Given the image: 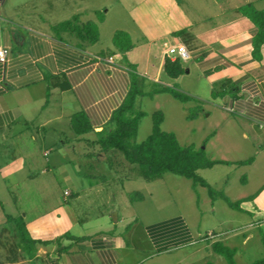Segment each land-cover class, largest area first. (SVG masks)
<instances>
[{
  "label": "crops",
  "instance_id": "0c3cea01",
  "mask_svg": "<svg viewBox=\"0 0 264 264\" xmlns=\"http://www.w3.org/2000/svg\"><path fill=\"white\" fill-rule=\"evenodd\" d=\"M247 5L264 10V0H0V49L8 51L0 62V264H140L152 254L175 253L174 264L201 257L203 264H227L213 242L235 249L238 264L253 233L264 238V44L255 54L257 28L240 11ZM65 21L73 28L53 30ZM89 23L95 41L84 32ZM117 32L127 35L119 45ZM165 44L189 53L188 60L176 59L183 69L176 78L165 72V62L176 61ZM132 73L145 93L170 87L187 100L167 92L140 98L170 97L189 111L188 121L216 115L203 148L181 145L165 131L222 162L199 175L224 171L223 189L202 178L240 202L232 209L211 200L212 213L217 200L231 211L209 227L212 240L183 213L140 215L146 195L136 191L141 199L131 200L135 192L124 183L144 180L139 171L119 152L85 143L109 126ZM77 113L91 132L74 133ZM105 161H112L106 169ZM232 174L238 186L229 190ZM258 252L255 261L264 258Z\"/></svg>",
  "mask_w": 264,
  "mask_h": 264
},
{
  "label": "trees",
  "instance_id": "16d2710c",
  "mask_svg": "<svg viewBox=\"0 0 264 264\" xmlns=\"http://www.w3.org/2000/svg\"><path fill=\"white\" fill-rule=\"evenodd\" d=\"M241 13L249 19L257 28V33L253 41L255 54L259 55L260 47L264 44V10L257 11L252 6H244ZM67 28H73L70 21L60 23L53 27L54 31H61ZM84 32L90 41L97 39V29L92 23L84 27ZM79 34H81L79 32ZM82 37V36H81ZM125 39V40H123ZM127 35L123 32H117L114 36L115 45L125 42ZM131 48L128 43L124 51ZM131 71H134L130 66ZM165 72L171 78H176L182 74L183 69L179 61L165 62ZM167 92L179 101H186L187 97L170 87L156 88L149 93H145L140 85V80L136 74H131V87L122 104L117 108L111 118L109 126L101 132L96 133L97 144L101 152L117 151L123 159L131 164L138 166L140 176L145 181H151L164 174H173L191 180L193 188L197 186L205 187L211 200L216 198L223 199L232 209L239 208V201L231 202L222 193L215 191L200 175L199 170L210 169L216 164L222 162L211 160L203 149H197L194 146H181L173 133L162 131L163 114L156 111L152 114V132L142 142H134V138L139 128V122L145 115L144 112L137 109V100L143 96H153L154 94ZM71 128L78 136L91 132V127L83 113L75 114L71 119ZM131 200L141 199V194L131 193ZM20 235L24 238L25 227L22 221L15 220ZM263 244H264V238ZM211 248L214 253L224 258L227 264H236L234 261L235 249L225 246L221 242H213ZM210 264V263H209ZM252 264H264V258L253 262Z\"/></svg>",
  "mask_w": 264,
  "mask_h": 264
},
{
  "label": "rangeland",
  "instance_id": "374dc122",
  "mask_svg": "<svg viewBox=\"0 0 264 264\" xmlns=\"http://www.w3.org/2000/svg\"><path fill=\"white\" fill-rule=\"evenodd\" d=\"M165 98H168V100ZM137 109L145 112V115L139 122V128L134 138V142L136 143L142 142L151 134L152 114L156 111H160L163 114V117H165L164 123L161 126L162 131H174L181 145L193 144L197 147L200 145V148H203L201 145H205L207 143L206 141H208V135L205 136L204 131L209 130L216 119V115L211 119H204V116L201 113V117L199 116L198 121H188L187 117L189 111L180 105V103L173 101L170 97L139 98L137 101ZM96 139V135L91 134L85 143L88 146L97 145L94 144ZM91 156H94V154H91ZM118 158L120 160L119 155H116L114 159L115 163L118 161ZM111 162L112 161H105V169L109 167L108 165ZM132 167L137 172L138 166L133 165ZM101 170L105 173L103 167H101ZM218 170L219 169L205 171L201 177L205 178L207 176L208 179L215 181L217 184L213 186L214 189H223L225 186L220 180L224 171ZM110 174L111 172L109 173L107 170L106 175L109 176ZM132 175H135L134 171ZM228 181L229 183L227 185H229V187L226 186L227 189L234 190L237 188L238 185L234 174L228 178ZM124 183L127 188L133 190L135 193L136 191H141L146 195V201L137 205V210L140 215L142 210L143 213H146L145 210H148L155 214L153 220H157L162 219L163 217H172L176 214L183 213L191 222L192 227H196V229L199 228L198 231L201 235H205L210 226L217 223V221L221 217H224L226 213L231 212L227 209L228 207L224 201L217 200L215 206L218 210L216 213H212V201L208 195L207 189L203 187H197L194 189L191 180L173 174H164L162 179H155L152 183H147L141 179H138L137 181H124ZM148 193H150L151 196L148 195ZM143 216H145V214H143ZM262 235L263 234H260L258 231L253 233V237L248 244L249 251H247L245 255L241 254L240 259L238 257V264H247L259 259V255L262 254H259L258 251H264ZM209 240H212V238ZM253 249L255 251H253ZM176 256L177 253L161 256L152 254L149 258H146L145 261L140 262V264H174L176 262ZM184 257L185 256H181L180 259H184ZM220 258L223 261V258ZM203 259L205 258H186V262L203 264Z\"/></svg>",
  "mask_w": 264,
  "mask_h": 264
},
{
  "label": "built area",
  "instance_id": "2783aa9c",
  "mask_svg": "<svg viewBox=\"0 0 264 264\" xmlns=\"http://www.w3.org/2000/svg\"><path fill=\"white\" fill-rule=\"evenodd\" d=\"M165 48H166V55L168 57H172L175 60H181V61H185L189 59V53L188 51L185 49L184 46L182 45H177V46H168L167 44H165ZM7 55H8V51L5 49H0V62L4 63L7 60ZM108 62H113L112 57L107 58ZM214 235L212 233H208L204 236H202L203 239H211L213 238Z\"/></svg>",
  "mask_w": 264,
  "mask_h": 264
}]
</instances>
